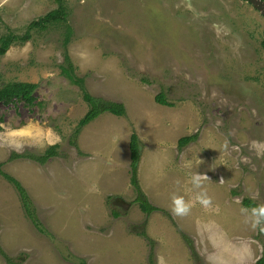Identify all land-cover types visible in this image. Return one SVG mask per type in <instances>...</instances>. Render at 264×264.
I'll list each match as a JSON object with an SVG mask.
<instances>
[{
    "label": "rangeland",
    "instance_id": "1",
    "mask_svg": "<svg viewBox=\"0 0 264 264\" xmlns=\"http://www.w3.org/2000/svg\"><path fill=\"white\" fill-rule=\"evenodd\" d=\"M61 5L64 20L35 26L0 55V89L37 84L32 105L0 102L1 168L55 233L35 228L0 174V264H258L264 225L253 228L251 212L264 205V155L249 145L264 153L262 13L247 0H0V38ZM85 91L127 114L81 126ZM159 92L173 105L157 102ZM173 110L182 111L176 127ZM134 132L144 136L142 188L160 208L149 215L127 151L116 154ZM53 145L58 156L46 162L29 157ZM174 196L191 206L186 216L170 211Z\"/></svg>",
    "mask_w": 264,
    "mask_h": 264
},
{
    "label": "trees",
    "instance_id": "2",
    "mask_svg": "<svg viewBox=\"0 0 264 264\" xmlns=\"http://www.w3.org/2000/svg\"><path fill=\"white\" fill-rule=\"evenodd\" d=\"M65 7L61 5L58 9H55L48 13L47 15L39 18L36 21H33L29 24V30L25 32V34L20 35H4L0 38V55H3L7 52L10 45L15 41H21L25 42L28 39H30V31L35 26H40L41 28H45L49 26L50 24L56 23L58 21H62L65 18ZM72 65V64H71ZM73 66V65H72ZM63 72L68 76L73 78V74H71V69L63 68ZM143 82H147L146 78H142ZM37 87V84L35 83H29V82H9L5 84L0 89V102L3 103H9V102H25L29 105H32L34 103L35 97L32 95L33 90ZM84 99L88 102L90 105L89 111L86 113V115L81 118L80 124L81 126L86 125L87 123L91 122L92 120H95L97 117H99L102 113L110 112L112 114L118 115V116H124L127 114L126 105L123 102L120 101H112L107 100L102 97H97L93 95L92 93L85 91L84 92ZM155 99L157 102L164 104V105H170L173 104L167 101L166 96L163 92H159ZM198 134H192L188 136L181 137L179 139V147H183L185 145H188L192 141H194L197 138ZM144 147L143 141L140 139L137 132L132 133L131 139H130V151H131V183L134 185V189L137 191V202L140 204L141 209L147 213L148 215L151 214L153 211L160 210V208L156 205H154L144 192V190L141 187L140 181H139V164L142 156V150ZM58 150L56 149V146L53 145L52 149H49L48 152L41 156H35L31 155L29 157H32V159L39 161V162H46L49 158H53L58 156ZM24 156V155H23ZM2 164L0 163V174L5 176L9 181H11L14 186L17 188V191L20 192V196L24 201V206L26 208V211L28 213L29 218H31L32 223L34 224L35 228L38 231H41L42 233L46 234L50 238L55 237V233H53L49 228H47L42 220L40 219L37 210L36 205L33 202L32 197L28 194L26 189L21 185V183L11 176L10 174H7L3 169L1 168ZM247 204L252 203L247 200ZM9 259V258H8ZM10 260V259H9ZM78 264H86L85 260L83 258H77ZM258 264H264V257H262L260 260H258Z\"/></svg>",
    "mask_w": 264,
    "mask_h": 264
},
{
    "label": "clouds",
    "instance_id": "3",
    "mask_svg": "<svg viewBox=\"0 0 264 264\" xmlns=\"http://www.w3.org/2000/svg\"><path fill=\"white\" fill-rule=\"evenodd\" d=\"M261 142L253 141L249 148L256 152L258 156L264 155L260 151ZM192 184L195 188H201L202 186V177L200 175H194L192 177ZM200 203L204 206H207L210 203V200L207 198L206 193H201ZM191 210V206L187 204L182 197L174 196L172 199V208L170 211L174 216H186ZM252 216V227L256 228L257 226L264 225V205L253 208L251 212ZM261 231H264V226L261 227ZM157 264H164L163 257H157Z\"/></svg>",
    "mask_w": 264,
    "mask_h": 264
},
{
    "label": "crops",
    "instance_id": "4",
    "mask_svg": "<svg viewBox=\"0 0 264 264\" xmlns=\"http://www.w3.org/2000/svg\"><path fill=\"white\" fill-rule=\"evenodd\" d=\"M166 109H167V108H166ZM166 109H165V110H166ZM169 112L173 115V119H172L173 121L170 123L171 125H170V124H169V125L172 126V127H176V126L181 125L180 123L182 122V119H183V118H181V117L178 118V121L180 122V123H179V122L177 121V118H176V115H175V114H176V112L180 113V112H182V111H175V110H173V111H169ZM97 118H98V117H97ZM97 118H96V119H97ZM92 121H94V120H92ZM92 121H91V122H92ZM91 122H90V123H91ZM169 125H168V126H169ZM166 126H167V124H166ZM138 134H139V136H141V135H140V132H138ZM131 135H132V134H130V139H131ZM141 137H142V136H141ZM143 137H144V136H143ZM143 137H142V138H143ZM164 142H166V140H165ZM119 146H120V145H119ZM119 146H118V148H117V150H116V154H117V153H120V152L122 153V152H126V151H127V152H126L127 157H129V159H130V161H131L130 143H128V144L125 145V146H122V148H120V149H119ZM124 147H126V148H124ZM103 154H104V153H103ZM116 154H110V155H107V154H106V155H107V156H110V157H112V158H114V156H117ZM143 154H145V151L142 153L141 160H142V158H143ZM104 155H105V154H104ZM141 160H140V164H141ZM111 162L113 163V161H111ZM140 164H139V170H138L139 181H140V178H141ZM141 179H142V178H141ZM140 184H141V182H140ZM141 187H142V185H141ZM142 189H143V188H142ZM144 192H145V191H144ZM147 196H148V195H147Z\"/></svg>",
    "mask_w": 264,
    "mask_h": 264
},
{
    "label": "water",
    "instance_id": "5",
    "mask_svg": "<svg viewBox=\"0 0 264 264\" xmlns=\"http://www.w3.org/2000/svg\"><path fill=\"white\" fill-rule=\"evenodd\" d=\"M247 1L250 2L254 6V8L259 10L264 16V0H247Z\"/></svg>",
    "mask_w": 264,
    "mask_h": 264
},
{
    "label": "flooded vegetation",
    "instance_id": "6",
    "mask_svg": "<svg viewBox=\"0 0 264 264\" xmlns=\"http://www.w3.org/2000/svg\"><path fill=\"white\" fill-rule=\"evenodd\" d=\"M113 202H114V203H119V202H122L121 204L125 203V201H124V200H122V201H121V198H118V197H117V198H115V199H113Z\"/></svg>",
    "mask_w": 264,
    "mask_h": 264
}]
</instances>
